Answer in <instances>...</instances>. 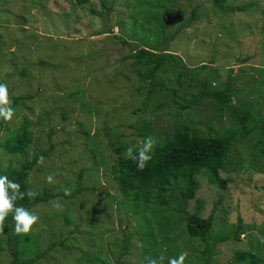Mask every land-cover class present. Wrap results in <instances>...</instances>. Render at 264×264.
Returning <instances> with one entry per match:
<instances>
[{"label":"rangeland","instance_id":"rangeland-1","mask_svg":"<svg viewBox=\"0 0 264 264\" xmlns=\"http://www.w3.org/2000/svg\"><path fill=\"white\" fill-rule=\"evenodd\" d=\"M102 1L0 0V83L8 87L9 102L22 98L12 119H3L0 142L26 120L32 134L28 158L49 152L34 167L29 191L69 195L78 184L95 191L33 209L39 221L30 233L41 237L39 264H101L103 259L142 264V243L135 233L139 227L133 213L121 206L110 172L121 157L114 156L110 146L121 134L122 144L136 142L142 148L137 129L145 122L152 125L155 142L169 137L180 123L211 137L236 131L239 124L224 107L206 98L192 101L201 92L198 82L212 87L231 82L232 104L250 113L249 124L264 125V0H225L224 11L214 0H105L111 6L106 16L100 14ZM231 4L234 11L228 13ZM195 6L197 18L191 21ZM140 18L149 36L155 31L151 20H166L163 38L173 36L166 50L178 67L158 70L153 79L144 76L141 65L123 59L136 45L128 50L111 40L141 26ZM120 20L122 26L117 25ZM98 32L108 34L93 36ZM251 145L236 143L229 149V166L219 173L225 190L201 175L195 198L188 202L190 213L197 212L199 202L200 217H212V238L238 226L243 229L238 241L216 246L212 264L235 263V255L247 250L264 264V160ZM8 158L3 157L6 163ZM52 243L58 246H49ZM124 245L128 251L122 254ZM176 245L174 256L186 243L177 240ZM187 247L185 264H195L192 245ZM165 251L162 246L157 255L163 257ZM9 263L10 256L1 251L0 264Z\"/></svg>","mask_w":264,"mask_h":264},{"label":"trees","instance_id":"trees-1","mask_svg":"<svg viewBox=\"0 0 264 264\" xmlns=\"http://www.w3.org/2000/svg\"><path fill=\"white\" fill-rule=\"evenodd\" d=\"M78 1L84 4L88 2V0ZM213 2L218 9L224 11L222 5L225 0H214ZM100 6L102 10L100 14L104 12L103 15L106 16L111 6L105 0L100 3ZM197 11V6L191 9V21L196 20ZM226 11L233 13V5H229ZM89 12L97 15L92 9ZM138 17L139 15H136V18ZM140 21L141 26L134 25V27H138V31L132 27L126 37L111 38V40L117 39L120 47L128 50L136 45V49L134 51L130 50L131 53L123 59L132 60L134 64L141 65L144 69V76L151 79L158 70H164L163 68L166 67L177 68V64L172 61L166 50L168 49V43L172 42L173 36L163 38V32L167 30L168 22L166 20H151L150 22L155 31L158 30L157 36H155L153 30V37L149 36L144 29L142 18H140ZM117 25L122 26V21L120 20ZM184 27L185 25L182 24L179 29ZM101 34H108V32H98L93 36ZM233 35L232 33L229 36L230 39H233ZM247 56H244L246 60L251 59L250 56L248 58ZM19 74L24 77V70ZM197 84L201 87V92L192 101L197 102L201 98H206L215 101L217 106L224 107L230 118L239 124L236 131L226 130L220 136L211 137L198 134L194 129L191 130L190 124L180 123V126L169 137L166 136L162 142H155L152 159L143 170H138L136 164L127 158L125 154L126 149L129 147L133 148L134 153L140 149L135 146L136 142H133L132 145L122 144L119 139L123 136L116 134L118 141L116 140L110 146L114 156L121 157L110 166V172L122 199L121 206H125L129 212L133 213L137 228L139 227V231L135 233L142 243V264H148L151 259L160 260V256L157 254L162 246L167 251L163 252V262H168L169 258H175L173 251L178 249L176 247L177 240L178 242L182 241L183 244L186 243L185 249H181V252L184 251L185 253L188 248L187 245H192L189 251L192 249V253L195 252L193 256L195 264H212L216 246L232 239L238 241L239 235L243 232V229L238 226L224 236L212 238V217L206 219L200 217L202 204L199 202L195 205L197 212L190 213L188 202L195 198L198 190V177L201 175L206 176L210 182L218 184L220 189L225 190V182L220 180L219 173L227 170L229 166V149L234 144L252 142L251 147L256 151V156L264 160V125L258 126L253 121L249 124L251 120L250 113L232 104L231 82L217 87L210 86L207 81L198 82ZM76 93L77 91L73 95ZM152 94V90L146 92L144 108ZM19 99L22 98L13 97L10 101L9 106L14 109V112L18 108ZM27 124L28 122L24 120L18 130L8 132L0 142V154L3 157H9L8 163L4 161L3 157H0V175H7L10 180L20 184V191L25 193L23 199L18 198L16 200V205L33 212L36 206L47 204L58 198L70 201L75 196L94 193L93 189H82L78 184L69 195H54L47 189L34 192L35 195L31 197L27 195V192H29L28 180L34 167L49 153L41 151L31 159L28 158V148L32 143V134L27 129ZM3 127V118H0V130ZM137 130L143 141L148 136L152 137V125L149 122L142 123ZM262 189L264 191V187ZM55 216L57 215H52L51 218ZM68 220L69 218H64L66 223ZM45 222L49 224L50 219L45 217ZM13 228L14 221L12 215L9 214L3 226L0 227V252L5 250L10 256L9 264H39L37 259L39 243L37 239L41 238L40 234L34 235L30 232L16 234ZM249 228L251 229V227ZM178 231H181V233L176 238L174 234ZM262 232H264V228L260 231V233ZM262 234L264 235V233ZM157 240H160V242L157 243ZM195 242L201 244L202 249L194 245ZM49 246L55 248L58 245L52 243ZM258 248L256 246V249ZM126 251H128V246H122V254ZM234 259L235 263L230 264H259L249 250L238 252ZM82 261L83 259L80 260V262ZM93 261L95 260H90V263L93 264ZM100 261L101 264H110L108 259Z\"/></svg>","mask_w":264,"mask_h":264},{"label":"clouds","instance_id":"clouds-1","mask_svg":"<svg viewBox=\"0 0 264 264\" xmlns=\"http://www.w3.org/2000/svg\"><path fill=\"white\" fill-rule=\"evenodd\" d=\"M8 100V87L4 83H0V118L5 121L11 120L14 115V109L9 106ZM155 144L154 138L148 136L145 138L143 147L136 153L133 152V148L126 149L127 158L131 159L138 170H143L146 164L152 159V150ZM51 179V178H49ZM67 194V193H66ZM28 196H34V192H27ZM24 192L20 191V184L10 180L7 175H0V227L3 226L5 219L12 215L14 221L13 231L16 234H27L32 229L33 225L39 221V216L29 209L16 205L18 198L23 199ZM56 207L61 205L57 203ZM186 253L181 252L175 258H169L168 264H184L186 259ZM161 264L163 257L160 258ZM148 264H157V260L151 259Z\"/></svg>","mask_w":264,"mask_h":264}]
</instances>
